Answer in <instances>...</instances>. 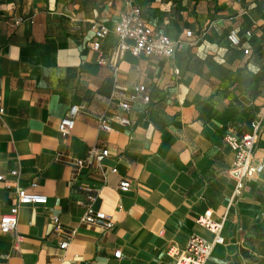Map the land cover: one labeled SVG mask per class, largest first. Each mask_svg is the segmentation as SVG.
<instances>
[{
  "label": "crops",
  "instance_id": "0c3cea01",
  "mask_svg": "<svg viewBox=\"0 0 264 264\" xmlns=\"http://www.w3.org/2000/svg\"><path fill=\"white\" fill-rule=\"evenodd\" d=\"M129 1L171 40L192 33L172 61L118 53L113 28ZM211 1L196 0L195 20L188 0H117L101 17L68 26L40 0L0 2V217L17 190L47 199L18 207L15 232H0V264H172L169 248L192 237L213 240L196 224L207 211L223 239L207 264H256L264 180L248 182L231 203L234 155L223 137L249 133L264 110V10L218 0L214 12ZM93 25L107 27L108 37L96 41ZM231 31L239 48L227 42ZM136 86L148 102L138 97L124 114L110 93ZM72 107L79 108L74 127L61 137L58 123ZM99 117L109 132L98 128ZM92 148L107 157L76 168ZM254 159L264 161V122ZM121 181L127 192L118 190ZM88 206L113 228L82 223ZM61 243L69 245L61 250Z\"/></svg>",
  "mask_w": 264,
  "mask_h": 264
},
{
  "label": "built area",
  "instance_id": "2783aa9c",
  "mask_svg": "<svg viewBox=\"0 0 264 264\" xmlns=\"http://www.w3.org/2000/svg\"><path fill=\"white\" fill-rule=\"evenodd\" d=\"M131 1H129V4ZM92 31L96 41H103L110 33L109 29L104 25H93ZM113 33L118 40V53L123 55L129 53L132 57H155L164 61H172L175 50L181 46L183 39L191 38L193 35L190 31L184 32L175 41L171 40L161 31H157L141 21V11L138 7L130 4V9L123 14L113 28ZM227 42L233 48L240 47V41L235 32L231 31L227 35ZM94 51H99V44L95 43L92 47ZM244 55L248 54L247 50L243 51ZM103 65V62H99ZM174 74L178 75V69L174 70ZM145 88L136 86L133 92L126 93L114 89L110 93V100L118 99V106L124 114L130 111V102L138 97H142V101L147 103L148 98L144 96ZM79 112L78 107H72L68 114L62 118L57 130L61 137L69 135L75 123V117ZM2 109L0 108V114ZM118 124L122 126L128 125L125 118L118 119ZM264 122V110L256 122L251 123L249 133L239 136L226 134L223 137V142L234 155V162L228 172V176L234 182V191L231 198V203L238 199L248 182H256L264 180V161H255L254 151L255 145L260 137L262 124ZM98 128L102 131L109 132L110 126L105 121L104 117L97 119ZM108 152L92 148L89 150L85 161H77L76 168L82 167L85 163L100 164L106 158ZM2 177L0 176V180ZM29 188L34 191L37 189L36 183H31ZM130 185L126 181H121L118 184V190L127 192ZM16 204L8 209V212L0 217V232L2 234H13L17 227L18 207L22 205H45L47 199L43 196L35 194H27L24 190L15 192ZM82 223L88 225H101L105 230L113 228V222L100 212L93 211L90 206L87 207L85 215L81 220ZM196 224L205 228L212 234L214 238L211 242H206L201 238L192 237L189 239L186 246L182 249L171 247L167 251V256L172 260V264H207L210 259L212 248L215 245H221L223 239L220 236L221 225L210 219V212L207 211L199 216ZM68 243H61L59 248L65 250ZM114 258L120 259V253H114Z\"/></svg>",
  "mask_w": 264,
  "mask_h": 264
},
{
  "label": "rangeland",
  "instance_id": "374dc122",
  "mask_svg": "<svg viewBox=\"0 0 264 264\" xmlns=\"http://www.w3.org/2000/svg\"><path fill=\"white\" fill-rule=\"evenodd\" d=\"M2 0H0L1 2ZM117 0H40L43 10L49 14L55 22L68 26L75 23L79 19H87L91 17H101L109 8V3ZM174 4H178L180 0H170ZM189 13L195 20L200 16L197 12L196 0H188ZM218 0H212L209 10L216 12L220 8ZM223 4L231 6L238 4L248 12H255L257 9L264 10V0H226ZM110 5V7H112ZM212 15L208 12L205 21L211 22ZM258 235L255 238L257 249L255 252V260L264 264V215L257 221Z\"/></svg>",
  "mask_w": 264,
  "mask_h": 264
},
{
  "label": "trees",
  "instance_id": "16d2710c",
  "mask_svg": "<svg viewBox=\"0 0 264 264\" xmlns=\"http://www.w3.org/2000/svg\"><path fill=\"white\" fill-rule=\"evenodd\" d=\"M256 226H257V224H256L255 227H254V229H255V238H256V236L258 235V229H257ZM255 238H254L253 241H254V243L256 244V249H257V245H258V244L256 243ZM254 261H255L256 264H262V263H263V262H260V261L257 262V261L255 260V258H254Z\"/></svg>",
  "mask_w": 264,
  "mask_h": 264
}]
</instances>
